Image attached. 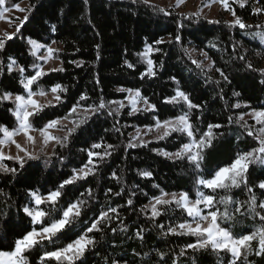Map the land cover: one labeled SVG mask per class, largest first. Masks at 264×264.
I'll return each instance as SVG.
<instances>
[{"label":"trees","instance_id":"obj_1","mask_svg":"<svg viewBox=\"0 0 264 264\" xmlns=\"http://www.w3.org/2000/svg\"><path fill=\"white\" fill-rule=\"evenodd\" d=\"M21 1L6 0V6L10 8ZM27 3L26 15L29 20L21 28L23 36L17 34L12 40L0 37L7 44V51L0 52V65H6L11 56L21 66H27L26 74L31 73L34 71L32 63L35 58L29 54L27 38L46 44L53 41L59 44L55 55L59 66L55 69L64 70L49 72L45 79L48 80V87L53 83H60L67 87V92L61 94L64 106L46 109L49 115H63L80 95L88 97L87 104L99 103L101 98L105 102L121 101L126 97V92H119L118 89L138 88L142 95L157 105V118L168 119L179 111V106L164 104L163 100L174 95V89L179 87L190 95L194 103L203 106L202 110L193 111L194 123L206 130L209 123L219 122L226 125L219 131L229 133L215 142L214 149L209 150L206 170L234 158L238 151H247L255 145L251 137L237 140L236 134L241 131L239 125H228L227 122L229 115L235 118L252 108H264V86L258 82L259 75L245 68V63L251 62L254 68L264 69V42L254 35L264 31V14L254 15L252 12L253 7L264 5V0H260L259 4L256 0H249L243 9L238 5L234 6L237 15L246 24L252 25L247 30L228 27L225 23L228 20L225 18L212 20L216 23L210 24L209 19L196 17L191 12L162 8L151 2L145 3L144 0H135V3L133 0H88L87 5L84 0H27ZM161 9L170 15H164ZM52 25H55L56 31L52 30ZM177 34L181 36L182 44L175 42ZM157 40H163V43L156 44ZM209 41H214L216 47H205ZM147 45L158 49L151 54L158 72L152 79L141 80L139 73L146 65L140 62L137 54L143 52ZM191 48L207 51L215 66L229 76L231 83L222 82L223 93L219 92L214 83L219 79L218 73L208 72L213 82L206 83L205 75L192 63L194 58L190 53ZM184 49L188 50L187 53ZM239 56H244L245 60H240ZM125 60L135 64V69L126 67ZM204 66L207 70V65ZM12 76L18 77L19 74H8L5 71L0 75V89L17 94L22 89ZM172 77L179 81V85L173 82ZM234 90L241 95L234 97ZM220 95H224L229 105L240 102L250 107L229 108L220 99ZM8 107H11L10 102L0 104V123L11 126L14 118L7 111ZM128 111L129 108L121 109L120 116L114 117L104 110L98 118L93 117L83 126L87 132H78L77 138L72 139L68 147L56 146L55 155L51 149L39 160L29 161L26 170L15 177L0 174V222L10 216L14 223H19L24 215L21 208L26 203V192L38 187L45 191L54 188L74 167H80L87 161V152L81 149L90 148L92 143L111 144L113 148L109 151L112 155L104 162L94 157V162L99 164L95 175L89 176L86 183H80H84V189L91 188L95 196L86 207L94 206L96 212H99L107 204L123 206L118 210L128 231H109L103 240L101 233H96L100 254H90L87 264H105V261L107 264H157V251L167 252L171 264V257L175 256L183 242L189 238L164 235L139 210L148 203L149 196L153 193L159 195L161 189L168 192L188 190L194 196L195 174L187 162H174L157 154L158 151H176L179 141L171 137L164 140H156V137L143 139L150 141L147 146L138 144L137 147L128 148L132 132L136 128L155 124L151 112L128 115ZM196 116L201 119L197 121ZM244 119L249 124L254 123L251 118ZM93 151L102 152L103 148ZM49 158L50 162L46 165L45 159ZM4 163L19 167L11 160ZM141 171H150L152 175L145 178L139 175ZM250 171V182L254 183L258 178L264 179V167L253 165ZM153 185L159 187L154 188ZM108 189L113 192L121 189L124 191L121 196H106ZM79 191L75 194L79 195ZM233 194L246 199L242 190H234ZM129 198L133 200L135 210L127 206ZM88 215L93 213L89 212ZM169 215L176 218L179 217V212ZM158 219L166 225L172 223L166 217ZM117 223L119 221H113V225ZM252 224L251 219L238 217L230 227L234 233H240L250 229ZM138 228L145 229L143 240L134 236ZM7 235L11 238L14 233L7 232ZM145 253L148 255L145 256ZM197 258L198 264H216V257L210 253H200ZM181 259L184 264H191V260ZM250 259L256 264H264V260L255 256Z\"/></svg>","mask_w":264,"mask_h":264},{"label":"snow or ice","instance_id":"obj_2","mask_svg":"<svg viewBox=\"0 0 264 264\" xmlns=\"http://www.w3.org/2000/svg\"><path fill=\"white\" fill-rule=\"evenodd\" d=\"M144 2L147 3L148 0ZM183 2L184 0H176L177 7ZM248 2L249 0H231V3L230 0H209L193 15L200 17L203 8L218 3L232 17L230 21L225 22L228 27L247 30L252 25L246 24L237 15L234 6L238 5L243 9ZM256 3L259 4L260 0H256ZM84 4L87 5L88 0H84ZM12 7L21 10L18 4ZM8 11L11 9L6 6V0H0V16ZM161 11L164 10L161 9ZM252 12L254 15L264 14V5L253 7ZM164 15H170V13L164 11ZM28 20V15H25L23 20H19L16 31L6 35V39L12 40L17 34L23 36L21 28ZM208 23H216V21L209 20ZM52 30L56 31L55 25H52ZM254 35L264 42V31ZM174 39L177 44H182L179 34L175 35ZM26 43L29 46V54L35 58L32 63L33 72L26 74L27 66H21L17 59L11 56L8 57L6 65H0V75H3L5 71L8 74L14 72L19 74L18 77L12 76V79L16 80L22 89V91L18 90L17 94L0 89V104L10 102L11 107H8L7 111L14 118L11 126L0 123V174L15 177L22 170H26L29 161L39 160L49 148L55 155L56 146L68 147L71 140L77 138L78 132H87L83 126L93 117L98 118L104 110H107L109 116L114 117L120 116L121 109L125 108L130 109L128 115H134L137 112H151L155 124L148 127L145 134L155 131L158 133L156 140L171 137L179 141L176 151H158L157 154L174 162H187L190 170L195 174L194 196L188 190L168 192L161 189L159 195L153 193L149 196L148 203L139 210L164 235L189 238L183 242V246L179 248L175 256L171 257V264H184L181 258L191 260V264H198L197 256L200 253H210L216 257V264H256L250 259L252 256L264 260V199H262L264 198V179L258 178L254 183L249 179L251 166L264 167V108H252L251 111L235 118L229 115L228 125L236 124L241 129L236 134V139L251 137L255 145L247 151H238L234 158L217 164L211 170H206L205 163L209 150L214 149L215 142L229 133L219 131L226 127L219 122L209 123L206 130L194 123L193 111L202 110L203 106L194 103L187 92L177 87L174 89V95L163 100L164 104L179 106V111L174 116L163 120L156 116L157 105L142 95L138 88L118 89L119 92L128 94L127 105L123 101L105 102L103 98L99 103L87 104L88 97L80 95L79 99L63 115H56V113L49 115L46 109H58V106H64L61 94L67 92V87L60 83H53L48 87V80L45 79L49 72L64 70L63 68H52L46 71L44 68V65L53 60L58 50L32 38H27ZM155 43H163V40H157ZM205 47L214 48L216 44L214 41H209ZM6 51V41L0 39V52ZM154 51L158 49L147 45L143 52L137 54L140 62L146 65L139 73L141 80L157 76L156 62L151 58ZM184 51L187 53L188 50L184 49ZM200 55L209 61L207 70L199 60L193 59L192 63L205 75L206 83L213 82L208 72L218 73L219 79H216L214 83L219 88V92L223 93L222 82L231 83L229 76L220 67L215 66L207 51L201 50ZM239 59L245 60V57L239 56ZM125 66L130 69L136 67L128 60H125ZM245 68L257 72L258 82L264 86V69L254 68L251 62H246ZM172 80L179 85L175 77H172ZM232 95L239 97L241 93L234 90ZM49 96L51 99H46L44 103L36 99ZM220 99L224 100L229 108L250 107L240 102L229 105L224 95H220ZM140 104L143 107H138ZM245 115L249 116L254 123L249 124L244 119ZM200 119V116H196L197 121ZM116 131H119V128H116ZM55 132L64 134L58 136L54 134ZM173 134L177 135L173 136ZM21 136L24 138L23 144L16 139ZM149 142L143 140L140 130L137 129L127 147H137L138 144L147 146ZM12 145L16 149L15 155L4 151L7 147L10 152ZM101 148H103L102 152L93 151ZM112 148L111 144L92 143L90 148L81 149L87 152V161L80 167H74L54 188L45 191L38 187L26 192V203L21 208L24 215L20 222L14 223L10 216L0 222V264H33V261L34 264H87L90 254H100L99 241L95 238L96 233H101V240H103L109 231L112 233L128 231L118 210L123 206L107 204L99 212H96L94 206L86 207L90 201L95 199V196L91 188L84 189V183H80H86L89 176L95 175L99 164L94 162L93 158L96 157L100 162H104L112 155L109 151ZM8 160L13 161L19 167L8 166L4 163ZM49 162L50 158L45 159L46 165ZM60 162L63 164V160ZM139 175L150 178L152 173L141 171ZM113 178H115V173H113ZM153 187L159 186L153 185ZM79 189H84V191H79ZM237 189L246 194V199H240L233 194ZM77 191L79 195L75 194ZM123 191L121 189L119 192H113L108 189L105 195L121 196ZM126 204L135 210L131 198ZM177 211L179 217L173 218L169 215ZM89 212L93 215L89 216ZM162 217H166L172 223L169 225L161 223L158 218ZM238 217L251 219L252 227L240 233H234L230 224L234 223ZM113 221H119V223L113 225ZM144 231V228H138L134 233L135 238L143 240ZM7 232H13L14 235L9 238ZM156 255L159 258L157 264H169L167 252L157 251Z\"/></svg>","mask_w":264,"mask_h":264},{"label":"rangeland","instance_id":"obj_3","mask_svg":"<svg viewBox=\"0 0 264 264\" xmlns=\"http://www.w3.org/2000/svg\"><path fill=\"white\" fill-rule=\"evenodd\" d=\"M148 2L157 4L162 8H173L174 10H177L180 12L195 13L196 11H198L202 7L203 4L208 3L209 0H184V2L179 7H177V5H176V0H148ZM17 4L19 5V9H21V10H16L15 8L10 7L11 11L5 12V13H3L2 16H0V37H6V35L12 34L16 30L18 21L23 20L24 16L26 15V9L28 7L27 0H22L21 2H19ZM200 16L204 17L206 19H209V20H215L218 18H225L228 21H230L232 19L230 13L223 10L221 5L218 3H213V4H211L210 7L203 8V11H202ZM39 43H41V42H39ZM47 45H50L52 48H54L56 50L59 48V44L57 42H55V43L51 42ZM200 52L201 51H198V50H195L192 48L190 49L191 56L195 60H199L204 65H207L209 63V61L205 60L204 57L200 55ZM58 66H59V61L54 57L53 60L49 61L46 65H44V68L47 71L48 69L57 68ZM127 96H128V94L126 93V97L123 100H121L126 105L128 103ZM36 99H38L41 103H44V102H46V99H51V97L50 96L47 98L37 97ZM138 107H143V105L140 104V105H138ZM244 118H250V117L245 115ZM147 128L148 127L136 128L132 132L133 136L135 135L137 129L140 130V134H141L143 139H150V138H154L157 136L158 133L155 131L148 132L147 134H145V131ZM54 134L58 135V134H64V133L63 132H55ZM16 139L21 144L24 143V138L22 136L16 137ZM50 150H51V148H49L46 152H49ZM4 151L10 155H15V153H16V149H15L14 145L11 146L10 152H9V149L7 147L4 149Z\"/></svg>","mask_w":264,"mask_h":264}]
</instances>
